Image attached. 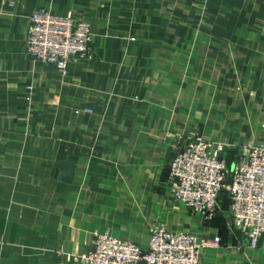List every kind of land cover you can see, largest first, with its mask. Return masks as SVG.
Masks as SVG:
<instances>
[{
    "label": "crops",
    "instance_id": "crops-1",
    "mask_svg": "<svg viewBox=\"0 0 264 264\" xmlns=\"http://www.w3.org/2000/svg\"><path fill=\"white\" fill-rule=\"evenodd\" d=\"M40 7L89 21L94 59L71 60L65 73L33 60L27 35ZM258 24L264 0H0V264H85L75 256L92 249L95 232L147 248L157 223L222 236L199 264L232 248L262 260L264 236L253 248L228 232L225 195L222 216L209 223L169 184L178 147L204 137L176 121L180 39L193 40L197 55L210 57L206 70L217 72L225 62L211 57L247 54L238 40L257 39ZM199 41L209 52H199ZM255 138L210 140L236 150L232 160L244 145L264 142ZM63 161L75 165L71 180Z\"/></svg>",
    "mask_w": 264,
    "mask_h": 264
},
{
    "label": "built area",
    "instance_id": "built-area-1",
    "mask_svg": "<svg viewBox=\"0 0 264 264\" xmlns=\"http://www.w3.org/2000/svg\"><path fill=\"white\" fill-rule=\"evenodd\" d=\"M27 51L33 60L65 73L71 60L94 59L91 25L72 13L40 7L30 16ZM229 152L221 141L190 135L169 163L170 192L206 221L221 209L226 195L231 230L242 233L249 247H258L264 236V142L244 145L232 160ZM221 240L157 223L150 227L147 248L109 231L95 232L92 249L75 258L85 264H199L202 250Z\"/></svg>",
    "mask_w": 264,
    "mask_h": 264
},
{
    "label": "rangeland",
    "instance_id": "rangeland-1",
    "mask_svg": "<svg viewBox=\"0 0 264 264\" xmlns=\"http://www.w3.org/2000/svg\"><path fill=\"white\" fill-rule=\"evenodd\" d=\"M256 31L259 34V37H255L257 39L238 40L237 47L248 44L244 50L247 54H231L227 57L219 54L211 57L216 62H225V68L217 72L206 70L209 67L206 64L209 60L206 59L210 57L197 55L193 40L180 39V54L176 57L180 65V72L176 76L180 93V112L176 118L178 124L185 126L192 123L194 130L205 138L225 142L233 141L237 135L247 139L264 136V24L255 25ZM203 44L199 52H209ZM233 44L231 47H234ZM261 52L263 55L258 56ZM253 61L258 70H249ZM227 67L231 71L227 72ZM165 96L163 93L159 95L163 99ZM253 115L258 118H250ZM235 153L236 150L230 151V155ZM223 205L222 200L221 209ZM221 209L211 221H205L212 223L218 214L222 216ZM226 227L229 232L231 227L227 222ZM235 232L241 238L242 233ZM239 253L233 248L215 252L214 258L217 259L214 264H264V257L256 262V259L250 260Z\"/></svg>",
    "mask_w": 264,
    "mask_h": 264
},
{
    "label": "water",
    "instance_id": "water-1",
    "mask_svg": "<svg viewBox=\"0 0 264 264\" xmlns=\"http://www.w3.org/2000/svg\"><path fill=\"white\" fill-rule=\"evenodd\" d=\"M59 165L63 166L67 170V178L71 180L74 174L75 165L73 163L65 161L59 163Z\"/></svg>",
    "mask_w": 264,
    "mask_h": 264
},
{
    "label": "trees",
    "instance_id": "trees-1",
    "mask_svg": "<svg viewBox=\"0 0 264 264\" xmlns=\"http://www.w3.org/2000/svg\"><path fill=\"white\" fill-rule=\"evenodd\" d=\"M226 196V195H225ZM227 197V196H226ZM228 198V197H227Z\"/></svg>",
    "mask_w": 264,
    "mask_h": 264
}]
</instances>
